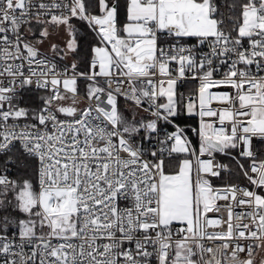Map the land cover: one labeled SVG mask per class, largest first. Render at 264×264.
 Listing matches in <instances>:
<instances>
[{
	"label": "snow or ice",
	"instance_id": "obj_1",
	"mask_svg": "<svg viewBox=\"0 0 264 264\" xmlns=\"http://www.w3.org/2000/svg\"><path fill=\"white\" fill-rule=\"evenodd\" d=\"M0 264H264V0H0Z\"/></svg>",
	"mask_w": 264,
	"mask_h": 264
},
{
	"label": "trees",
	"instance_id": "obj_2",
	"mask_svg": "<svg viewBox=\"0 0 264 264\" xmlns=\"http://www.w3.org/2000/svg\"><path fill=\"white\" fill-rule=\"evenodd\" d=\"M180 91L185 92V88L181 87ZM178 122H180L183 125L191 124V125L195 126V121H193V120H191L190 118H187V117H183V118L178 119ZM189 135L191 136V133H189ZM193 140H194V145H195L196 138L193 137ZM217 159L220 160L223 163H229V158H225V157H223L220 154H217ZM224 177L225 178H224L223 181H221L219 178H214L215 185L216 186H221L224 183H229V182H231V183L240 182V183H244V184L247 183L245 180H243L242 177H240L238 175L237 170L235 169L234 166L232 167V175H231V177H229V175L227 173L224 174Z\"/></svg>",
	"mask_w": 264,
	"mask_h": 264
},
{
	"label": "built area",
	"instance_id": "obj_3",
	"mask_svg": "<svg viewBox=\"0 0 264 264\" xmlns=\"http://www.w3.org/2000/svg\"><path fill=\"white\" fill-rule=\"evenodd\" d=\"M195 86H196V82H195V81H190V82L185 83L184 86H183V87L185 88V92H184L185 95H188L189 92H190L192 89L195 88ZM213 106L215 107L216 105L214 104ZM177 123H179V124L181 125V127H185V126H186V125H183V124H181L180 122H178V120H177ZM234 183L240 184L241 186H244V185H245L244 183H240V182H234ZM220 203L223 204L224 202L221 201ZM215 215H216L215 213H209V216H215ZM219 215H226V213L223 212V211H221V212L219 213Z\"/></svg>",
	"mask_w": 264,
	"mask_h": 264
}]
</instances>
